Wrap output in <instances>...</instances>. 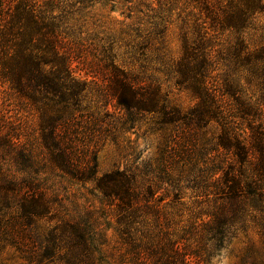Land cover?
<instances>
[{
  "label": "trees",
  "instance_id": "1",
  "mask_svg": "<svg viewBox=\"0 0 264 264\" xmlns=\"http://www.w3.org/2000/svg\"><path fill=\"white\" fill-rule=\"evenodd\" d=\"M101 1L0 0V264H215L241 232L257 236L244 264H264V0H125L142 7L126 55L157 61L188 109L120 64L83 13ZM146 122L163 139L140 163L129 135ZM109 143L133 162L100 177Z\"/></svg>",
  "mask_w": 264,
  "mask_h": 264
},
{
  "label": "rangeland",
  "instance_id": "2",
  "mask_svg": "<svg viewBox=\"0 0 264 264\" xmlns=\"http://www.w3.org/2000/svg\"><path fill=\"white\" fill-rule=\"evenodd\" d=\"M132 1L133 4L135 0ZM125 0H103L99 4L92 5L90 8L83 11V13H89L88 17H92V21H97L100 25V31L105 32V35L112 36L115 39L116 46L120 48V64H123L127 69L137 73L142 74L146 77L158 78L162 84L164 91L169 95V99L172 103L181 106L183 108H191L194 106L189 94L185 92L178 91L174 87V83L168 80L167 77L155 71V68L161 67L157 61H149L144 59L134 60L126 52L129 51L128 39L123 36L124 28L126 25L133 24L136 22L138 9H131L132 5ZM144 11V10H142ZM124 13V14H123ZM132 13V14H131ZM132 15L131 20L127 17ZM264 23V17L261 19ZM251 41L256 42L259 37L257 33H252L250 35ZM165 46L167 49V54L171 58H178L181 53L179 30L176 25L170 26L168 32L165 36ZM152 52H148V55H152ZM139 57V55H138ZM8 100L5 105L6 109H18L14 113L19 114V119L25 121L28 120L29 124L36 129L38 124V115L31 110L30 107L26 105L23 106L24 109H19L21 104L15 97H10L6 93L2 94ZM133 147L136 153L139 155V162L146 160H154L158 154V146L160 145L163 134L162 133H151L150 124L148 122L142 124L134 133L129 135ZM133 162V159L125 160L123 159L122 145L109 143L100 153L98 157V173L99 176H103L107 173H111L118 168H124ZM59 186V184H58ZM62 187L71 189L76 192L81 198V202H85L86 199L93 200L91 194L88 190L93 188L92 184H88L85 188L78 185H71L70 182H63ZM96 206H100L97 199H94ZM112 233V232H111ZM250 241L257 242V236L255 233L250 232L245 235L244 232L238 234V236L230 242L226 249L222 250L219 256L215 259V264H244V256L246 249Z\"/></svg>",
  "mask_w": 264,
  "mask_h": 264
}]
</instances>
